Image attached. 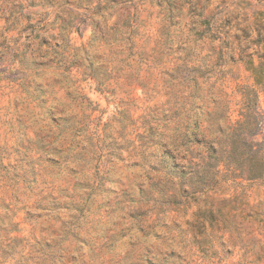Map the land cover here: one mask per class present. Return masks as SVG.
<instances>
[{
	"label": "clouds",
	"instance_id": "clouds-1",
	"mask_svg": "<svg viewBox=\"0 0 264 264\" xmlns=\"http://www.w3.org/2000/svg\"><path fill=\"white\" fill-rule=\"evenodd\" d=\"M29 4L30 0H0V44L13 52L25 44L40 46L45 60L59 61V52L63 48L71 52L73 46L80 47L79 57L85 64L89 54L107 58L113 78L103 82L93 80L83 105L77 107L64 101L60 85L56 86L54 102L77 114L83 109L91 119L99 116L101 127L111 122L117 130L121 125L111 117L130 104L137 124L126 129L125 139L145 132L139 126L145 109L167 100L165 90L179 87L171 72V57L164 56L160 65L149 69L138 64L137 47L159 52L162 28H167L173 39L182 36L185 47L194 53L191 63L198 66L192 88L202 90L196 103L201 105L199 124L204 139L200 136L196 139L202 145L206 142L202 168L207 171V179L200 184L193 182V174L187 167L181 169V161L176 159L179 153L187 165L193 159L190 147L177 139L172 126L156 125L164 134V152L170 155L172 166L181 169L187 178L183 184L175 174L171 179L179 197L178 206L144 205L147 215L139 226L117 209L110 216L96 214L93 222L83 229L64 231L60 224L72 220L78 212L58 213L59 220L54 219L53 214L36 207L40 199L37 193L55 189L66 177L76 181L93 178L96 171L93 165L103 162L93 161L87 168H81L79 161L66 158L67 152L30 153L42 176L29 186L16 175H22V169L15 149L19 141L32 138L40 130L55 137L56 146L79 145L96 155L95 125L75 135H61L47 125L34 105L25 108L19 82L10 84L8 96L21 102L26 127L21 131L2 122L13 119L14 110L8 109V115L0 113V146L5 150L0 158L3 176L0 192L10 205L11 223L18 226L12 230L8 221L0 220V264H148L149 260L162 264L163 259H170L173 264H264V172H253V157L236 161L228 155L233 132L243 123L249 109L264 113V0H179V6L175 7L170 6L169 0H157L154 4L137 0L135 6L110 0H71V3L44 0L43 7ZM126 14L134 17L131 29L123 27ZM58 16L71 22V26H61ZM29 25L34 28H28ZM94 25L115 33L117 38L106 44L98 43ZM77 34L87 41L82 47L73 38ZM41 37L49 41L56 37L63 47L54 51L49 45H41ZM17 67L19 60L10 70ZM149 72L157 75L163 72L160 78L167 80L168 85L161 89L152 81L145 86L140 81ZM130 74L137 77L135 86L126 82ZM70 75L78 73H67L54 64L46 73L32 74L30 78L59 80L76 90L75 83L65 80ZM48 120L54 125L57 117L51 115ZM46 161L58 162L59 166L50 167ZM255 163L264 169V158L256 157ZM91 198L97 199L95 195ZM28 211L42 218L25 222L23 217ZM41 228L46 229L44 235L46 245L52 246L50 251H41L36 242Z\"/></svg>",
	"mask_w": 264,
	"mask_h": 264
},
{
	"label": "rangeland",
	"instance_id": "rangeland-1",
	"mask_svg": "<svg viewBox=\"0 0 264 264\" xmlns=\"http://www.w3.org/2000/svg\"><path fill=\"white\" fill-rule=\"evenodd\" d=\"M110 2H124L135 6L137 0H110ZM146 2L154 4L157 0H146ZM64 3H71V0H64ZM169 4L172 7L179 6V0H169ZM37 6L43 7L44 0H40L39 5L37 0H30L29 7ZM125 12L127 13V9ZM57 19L61 20V26H71V22L64 21L62 17L58 16ZM133 21L134 17L126 14L122 21L123 27L131 29ZM28 28H34V26L29 25ZM189 30L192 31L191 28ZM73 31L79 33V29L74 28ZM133 32L135 33V30ZM93 34L96 41L101 44L109 43L117 38L115 33L102 31L99 25L93 26ZM159 37L161 44L159 52L156 49H145L143 46L137 47L138 64L147 65L151 69L160 65L164 56L171 57L172 61L169 62L171 72L175 74L179 87L174 90H165L163 95L168 97L167 100L151 104L145 109V114L139 118V126L144 128L145 132H137L132 139H125L126 129L137 124V118H134L133 107L130 104L125 105L111 117L112 121H117L121 125V128L117 130L112 127L111 122L101 127L99 116L91 119L90 114L83 109L77 114L67 111L66 108L54 102L57 99L56 86L60 85L63 89L64 101L77 107L83 105L88 87L93 80L103 82L113 78L109 70L110 61L107 58L89 54L85 64L79 57L80 47L73 46L71 52L68 48H63V51L59 52V61L45 60L39 50L40 46L33 47L31 44H25L13 52L12 49L0 44V113L8 115V109L16 113L13 119L2 121L3 123L9 126L14 125L21 131L26 127L25 117L20 110L21 102L9 98L7 91L10 84L19 82L21 94L25 98V108L34 105L43 114L47 125L54 127L61 135H75L78 131L87 130L89 125H95L93 147L98 153L96 155L79 145L56 146L55 137L40 130H37L32 138L19 141V147L15 149L19 157L17 162L22 169V175L21 173L16 175H20L29 186L42 176L41 170L36 167V162L31 158L30 153L55 152L63 155L67 152L66 158L79 161L81 168H87L88 165L93 164V161L103 162L102 165H93L96 168L93 178L86 177L76 181L66 177L55 189L51 191L42 189L40 193H37L40 199L36 207L48 214H53L54 219L59 220V215H56L58 213L69 210L78 212L72 220L60 224V228L64 231H71L73 228L83 229L85 224L93 222L96 214L103 213L105 216H110L117 209L124 212L127 219L139 226L147 215L144 205L151 204L161 208L178 206L179 197L174 191L171 179L175 174L183 184L187 178L181 169L187 167L189 173L193 174L191 178L196 184L207 179V171L202 168L206 142L205 145L201 143L204 139L199 124L201 105L196 103V100L202 97V90L192 88L198 69V66L192 64L190 60L194 53L185 47L182 36L173 39L172 33L167 28L160 30ZM73 38L80 43L81 47L87 43L79 34ZM41 45H49L54 51L63 47L56 42V37H53L51 41L41 37ZM16 60H19V67L10 70ZM54 64L57 68L63 67L67 73H78V75L65 77L66 81L77 85L76 90L68 88L59 80L30 78L32 74L40 76L46 73L53 68ZM163 74V72L159 75L149 72L140 82L147 86L149 82L155 81L157 86L163 89L168 85L167 80L162 81L160 78ZM126 82L135 86L137 77L130 74L126 77ZM121 104H125V101H121ZM51 115L57 117L54 125L48 120ZM256 121H258L257 130ZM241 124L233 132L231 151L228 155L236 161L245 156L253 157L252 170L258 169L255 158H264V113L250 108ZM156 125L164 128L172 126L177 133V139L190 147L193 159L189 160L187 165L183 163L185 158L177 153L176 159L181 161V169L172 166L170 155L164 152L166 147L163 140L164 134ZM254 128V133L251 134L249 131H253ZM248 132L250 135L247 136ZM197 136H200L201 140L196 139ZM90 142H93L91 137ZM4 151V148L0 146V158ZM46 163H49L50 167L59 166L58 162L46 161ZM262 171L264 172V169ZM0 180H3L2 175ZM93 195L97 197L96 200L91 198ZM9 208L10 205L5 201L4 194L0 192V220L8 221L10 229L15 230L18 226L11 223L12 217L8 215ZM41 218L40 214L28 211L23 220L32 222ZM45 231L46 229L41 228L36 242L40 245L41 251H50L52 246L46 245ZM20 242L16 241L17 244ZM148 264H153L152 260H149ZM162 264H173V261L163 259Z\"/></svg>",
	"mask_w": 264,
	"mask_h": 264
},
{
	"label": "trees",
	"instance_id": "trees-1",
	"mask_svg": "<svg viewBox=\"0 0 264 264\" xmlns=\"http://www.w3.org/2000/svg\"><path fill=\"white\" fill-rule=\"evenodd\" d=\"M241 125H242V124H240V126H241ZM257 127H258V121H256V130H257ZM254 130H255V128L253 129V131H249V132H251V134H253V133H254ZM249 132L247 133V136L250 135ZM245 143H246V142H245ZM258 151H259V150H258ZM261 158H262V157H261ZM262 170H263V169L259 167L258 169L253 170V172L259 173V172H263Z\"/></svg>",
	"mask_w": 264,
	"mask_h": 264
}]
</instances>
